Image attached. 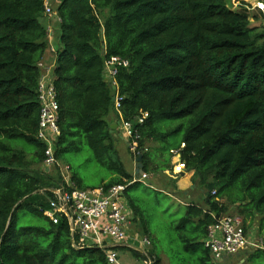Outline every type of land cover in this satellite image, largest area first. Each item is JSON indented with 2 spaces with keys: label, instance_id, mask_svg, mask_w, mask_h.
Listing matches in <instances>:
<instances>
[{
  "label": "trees",
  "instance_id": "1",
  "mask_svg": "<svg viewBox=\"0 0 264 264\" xmlns=\"http://www.w3.org/2000/svg\"><path fill=\"white\" fill-rule=\"evenodd\" d=\"M45 1L0 0V264H108L105 249L77 248L67 219L53 223L46 214L49 189L63 181L59 168L45 171L36 136L38 62L49 48L50 30L40 22L48 15ZM49 1L48 16L59 19L55 157L68 165L70 180L87 188L80 164L68 158L78 154L111 174L89 188L126 185L133 221L152 245V264L172 251L182 264H226L213 261L204 245L226 210L221 199L240 202L248 226L255 212L264 214V13L233 9L231 0ZM250 16L262 23L252 25ZM111 56L128 60L118 67L115 89L103 74ZM111 113L138 133L137 152L127 148L134 159L142 153L143 173H173L181 165L204 189L203 204L184 206L176 221L165 222L168 231L157 226V216L165 219L161 190L141 189L145 183L134 181L118 157L116 142L125 138L110 131ZM162 230L171 244L158 254L154 233ZM256 255L264 250L248 261L260 264Z\"/></svg>",
  "mask_w": 264,
  "mask_h": 264
},
{
  "label": "built area",
  "instance_id": "2",
  "mask_svg": "<svg viewBox=\"0 0 264 264\" xmlns=\"http://www.w3.org/2000/svg\"><path fill=\"white\" fill-rule=\"evenodd\" d=\"M45 14H52L51 3H44ZM50 30V28L48 27ZM51 51L55 48L51 47ZM128 60L119 56H111L105 60L103 74L108 83L116 85L115 76L120 65L126 66ZM41 70L38 79V101L40 104L37 138L44 144L45 171L59 168L63 183L52 187L49 209L46 214L53 223H57L63 216L67 219L72 239L76 240L75 246L81 248L99 247L105 249L108 264H121L117 244L128 242L129 228L132 224L133 213L125 197V184H113L109 187L77 188L68 175V165L60 164L55 157L56 140L59 133L57 126L58 103L54 88L52 66L42 59L38 62ZM120 99L118 92L114 95V107L119 110ZM147 113L138 117L142 123ZM120 129L132 152H137L138 133L129 121L120 122ZM143 150H147L146 147ZM174 153L177 150L173 151ZM182 171V166L177 165L175 172ZM143 178H135L141 180ZM214 193V191H212ZM147 244V240H144ZM204 245L209 249L215 259H222L244 252L256 243L249 237L244 226L243 218L239 214L223 215L209 226L208 235Z\"/></svg>",
  "mask_w": 264,
  "mask_h": 264
},
{
  "label": "rangeland",
  "instance_id": "3",
  "mask_svg": "<svg viewBox=\"0 0 264 264\" xmlns=\"http://www.w3.org/2000/svg\"><path fill=\"white\" fill-rule=\"evenodd\" d=\"M259 0H231V6L233 9H238L239 7L242 6H246L249 10H250V15L255 13V14H259V12L257 11V8L259 10L262 11V13H264V5L258 2ZM250 21L251 24H260L262 23L261 19H253V17L250 16ZM264 23V20H263ZM124 137V136H123ZM155 146V144H150V147ZM116 149H117V154L118 157L120 159V161L122 162L123 166L125 167V169L132 173L135 170V160L133 155L130 153V151L127 149L126 146H124L123 141L120 139L119 141L116 142ZM71 156H69L68 158L73 159L75 161V165H79V167H77V171L80 175V177L82 178V182L83 185L90 187L93 185H98L102 180H108L111 176L110 171L98 164L95 160L93 159H88L85 160L87 157H85L86 155H78V154H70ZM77 155V156H75ZM154 159H156L154 157ZM175 175L170 174L166 171L163 170H155V171H148V173H143V180L145 181V184L150 185L153 188H157L160 190H165V191H171L173 195H175L179 200H184L183 196L181 195V193L179 192L180 189L178 188V173L179 172H173ZM136 176V175H135ZM145 184H141L140 188L141 189H146ZM192 185H194L192 183ZM197 188L199 189L200 186H197ZM234 191V190H233ZM161 193H157L156 197L160 199V201H162V206L164 207L163 211L165 213H163L165 216V219L161 216H157V226L162 228L165 225V230L168 231L169 227V223H165V222H169L170 220H174L176 221L180 214L183 212L184 210V206L181 205L176 199H173L172 197L170 198H166L164 197L163 194H165L163 191H160ZM231 194H233V192H231ZM221 201L223 202V204L226 207V210L222 213V215H228V214H239L238 212V205L240 202H237V204H231L230 200L227 199V197H223L221 199ZM255 212V211H254ZM242 216V218L245 217V215L240 214ZM245 219V218H244ZM247 221H249V219L244 221V225L247 227V231H249V227L253 226V231H254V238L258 239V240H262L264 241V214H260L258 212H255V214L253 215V218L251 220V225H247ZM133 223L137 224L136 221H134ZM164 223V225H163ZM136 225L133 224L132 229L135 228ZM260 226L262 228H260ZM164 230V231H165ZM162 233H159L157 235H155L154 233V241L157 244V249L158 254L163 250L167 251L166 249H163L165 247H167L169 244H171L170 241V237L167 233H163V230L161 231ZM157 236V237H156ZM152 249V245L149 243V245H146V249L144 252H137L136 256H140L142 255V259H145L146 264H148L149 260H151V256L149 255L148 251ZM164 251V252H165ZM168 252V251H167ZM160 257L163 259V255H167L166 258H168V261L170 264H182L180 262V256L178 254H176L175 252H170L169 255L165 252V253H160ZM130 256V263L129 264H142V259H138L137 261L134 260L136 259L134 256V254L132 252L129 253ZM141 258V257H140ZM231 261L227 260L226 264H240L239 260L233 259V256L230 257ZM161 259V260H162ZM254 259L256 261H258L257 263L260 264H264V255H256L254 256Z\"/></svg>",
  "mask_w": 264,
  "mask_h": 264
},
{
  "label": "crops",
  "instance_id": "4",
  "mask_svg": "<svg viewBox=\"0 0 264 264\" xmlns=\"http://www.w3.org/2000/svg\"><path fill=\"white\" fill-rule=\"evenodd\" d=\"M40 22L46 28H48V27L50 28V31H49L50 33L47 36V38H48L47 42H48L49 48L47 49L46 53L42 57V60L46 64L53 66L54 60H55V53L53 51H51L50 48L51 47L55 48L58 44V40H59V19H58V17H56L54 15L53 16L44 15L43 17L40 18ZM109 118L111 119V124L117 123V125L114 129H116V134L120 135V132H121L120 122H121V120L117 119L113 113L110 114ZM121 139L123 141L124 146L127 147L125 140L123 138H121ZM165 171L167 172V170H165ZM183 172H184L183 175H179L177 183H178V188L180 189L179 192L183 196L184 200H179L175 195L172 194L171 191H165V190H161V191H163L165 194L169 195L173 199H176L183 206H186L189 203H197L199 205L200 204L202 205L203 199H202L201 194L203 193L204 189L203 188L198 189L197 184L192 185L191 180H190L191 173L185 172V171H183ZM170 174H172V173H170ZM133 175L137 176V174H135V172H133ZM136 176H134V179ZM141 181H143L145 183L143 178L141 179ZM148 186H150V185H148ZM133 222L134 221L132 220V224L129 228L128 242L126 244H117L115 246L117 248V250L119 251V260H120L121 264H129L130 263V259H131L129 256L130 252H132L135 255L134 257L136 259H134V260L137 261L138 259H142V255H140L138 257V256H136V253L138 251L144 252L146 249V245H149V241L141 235L140 226L138 225V223L135 224ZM247 223H249V221H247ZM133 224L136 225L134 229H132ZM247 232L249 234V237L256 243V246L255 247H249L244 252H242L240 254L233 255V259H236V258L238 260L240 259L239 260L240 264H252L250 261H248V258L251 256V254L253 252H255L257 249H263L264 250V241L254 238L253 226L249 227V231H247ZM144 240H147L148 243L146 244L144 242ZM163 256H164L163 259L160 257L158 264H170L168 261V258H166L167 255L166 256L163 255ZM211 258L213 259V261H217V260L220 261L223 259V258L222 259H215L212 257V255H211ZM225 258H226L225 261L226 260L231 261V258L230 259L227 257H225ZM142 264H146L145 259H142ZM148 264H152V259L149 260Z\"/></svg>",
  "mask_w": 264,
  "mask_h": 264
},
{
  "label": "water",
  "instance_id": "5",
  "mask_svg": "<svg viewBox=\"0 0 264 264\" xmlns=\"http://www.w3.org/2000/svg\"><path fill=\"white\" fill-rule=\"evenodd\" d=\"M261 4H263V3H261ZM113 88L115 89L116 86L113 85ZM112 99L114 100V97H112ZM116 125H117V123L110 124V131H113V129L116 127ZM141 159H142V153H139L135 158V166L136 167H135L134 172H135V174H137V176H136L137 178L142 177V174H143ZM185 172H188V170L186 169ZM183 174H184V172L182 171V172H180L179 175H183ZM173 175H175V174H173Z\"/></svg>",
  "mask_w": 264,
  "mask_h": 264
},
{
  "label": "clouds",
  "instance_id": "6",
  "mask_svg": "<svg viewBox=\"0 0 264 264\" xmlns=\"http://www.w3.org/2000/svg\"><path fill=\"white\" fill-rule=\"evenodd\" d=\"M180 172H181V171H180ZM180 172H179V173H180ZM179 173H178V174H179ZM172 174H173V173H172ZM177 176H178V175H177Z\"/></svg>",
  "mask_w": 264,
  "mask_h": 264
}]
</instances>
